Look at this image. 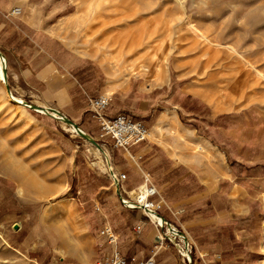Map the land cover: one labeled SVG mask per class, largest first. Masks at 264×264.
I'll return each instance as SVG.
<instances>
[{
    "label": "rangeland",
    "instance_id": "rangeland-1",
    "mask_svg": "<svg viewBox=\"0 0 264 264\" xmlns=\"http://www.w3.org/2000/svg\"><path fill=\"white\" fill-rule=\"evenodd\" d=\"M30 1L40 7L35 19L57 21L54 34L98 61L112 86L130 84L133 100L145 97L147 112L138 117L149 128L159 116L168 122L169 129L157 126L159 137L170 139L182 159L200 155L210 166L215 161L213 173L230 170L234 179L264 177V0ZM9 24L19 29L18 22ZM0 51L7 71L5 81L0 73V264H104L96 248L106 242L102 223L128 235L136 214L142 217L121 206L108 176L109 159L128 178L125 159L107 138L91 136L105 153L51 110L32 108L42 104L21 80L17 84L1 36ZM7 87L27 104L15 102ZM205 139L224 156L210 152ZM158 158L147 171L167 198L202 190L183 167L165 188L169 161ZM199 204L190 213L226 206L208 195ZM179 226L193 243L197 264L199 254H207ZM94 237L96 253L89 255ZM160 250L169 264H183L174 247Z\"/></svg>",
    "mask_w": 264,
    "mask_h": 264
},
{
    "label": "crops",
    "instance_id": "crops-1",
    "mask_svg": "<svg viewBox=\"0 0 264 264\" xmlns=\"http://www.w3.org/2000/svg\"><path fill=\"white\" fill-rule=\"evenodd\" d=\"M12 1L11 7V0H0V36L17 84L21 80L28 92L36 96L42 104L34 105L35 109L45 112L47 108H53L58 111L56 113L51 110L53 116H65L93 137L99 135V127L89 110V98L106 93L110 96V104L105 110L107 116L125 113L135 120H147L138 117L148 109V101L144 96L140 100H133L130 96V84L124 87L112 86V80L107 77L104 67L98 61L75 52L54 34V23L57 21H37L34 16V12L40 9L37 3L30 0ZM19 4L21 12L23 9L22 15H8L12 8ZM9 20L18 22L19 29L11 26ZM137 89L145 91L142 88ZM159 117L149 123V129L154 128L153 136L131 144L130 151L134 156H140L138 162L146 170L159 161V158L155 159L158 154H162L169 161L168 167L162 172V176L166 178L163 184L166 185L165 188L170 185V174L182 167L198 177L202 186L198 193L178 196L172 200L162 193L173 207H185L179 221L194 241L197 250L207 254L202 260L198 259L197 264H264V177L242 176L234 179L230 170H227L226 175L213 173L212 164L215 161L211 162L210 166L200 155L193 156V160L182 159L181 156L184 155L167 144L166 141L170 139L159 137L157 126L161 125L163 130L171 128L168 122L162 123ZM204 141L207 149L215 156H224L211 140ZM105 143L113 147L110 139L107 138ZM154 145L158 146L159 150ZM113 149L125 159L122 165L128 170L125 182L127 186L133 188L141 184V173L128 154L122 148ZM226 150L229 152L228 146ZM185 174L178 175L172 183L178 184ZM152 181L154 182L153 178ZM223 187L226 189L223 190ZM207 195L212 199L225 200L226 206H212L209 210L190 213L191 208L196 204L200 205L199 200ZM121 206L127 211H134L122 204ZM162 214L173 220L167 209H163ZM137 225L140 226L139 232L135 231ZM104 226H109L117 235L118 246L128 259L137 261L152 255L156 229L145 216L136 214L131 227L128 228V235L106 220L100 226L99 232ZM94 241L95 237L89 243L90 247ZM96 248L98 252H103L99 259L104 261L110 250L109 243H98ZM93 253L96 252L92 247L89 255ZM154 258L155 264L170 263L163 250H159Z\"/></svg>",
    "mask_w": 264,
    "mask_h": 264
},
{
    "label": "built area",
    "instance_id": "built-area-1",
    "mask_svg": "<svg viewBox=\"0 0 264 264\" xmlns=\"http://www.w3.org/2000/svg\"><path fill=\"white\" fill-rule=\"evenodd\" d=\"M20 7H14L11 14H19ZM110 104L109 94L103 93L95 98H89V107L92 116L98 123L99 136L112 141L114 148H122L134 162L142 176L141 184L127 188L125 182L127 174L120 171L117 166L107 160L108 176L114 185L116 192L123 206L136 209L146 217L148 222L156 229L155 242L152 255L148 258L128 259L123 255L119 246L117 235L109 226L100 230L101 237L109 243L110 251L104 260V264H155V254L165 245L174 247L181 257L183 264H196L193 254V243L188 238L185 230L179 226V216L184 207H173L161 194L159 188L152 181L150 173L144 169L139 161L140 156H134L130 151V145L146 140L150 137L151 131L142 120H135L125 113H118L114 116H107L105 110ZM53 110V108H47ZM167 209L173 216V220L166 218L162 210ZM140 226H135L139 232ZM203 259L204 254H199Z\"/></svg>",
    "mask_w": 264,
    "mask_h": 264
},
{
    "label": "bare ground",
    "instance_id": "bare-ground-1",
    "mask_svg": "<svg viewBox=\"0 0 264 264\" xmlns=\"http://www.w3.org/2000/svg\"><path fill=\"white\" fill-rule=\"evenodd\" d=\"M6 67V61H5V57L2 55V53H0V73L2 74V69H3V67ZM2 80H3V77H2ZM4 81V80H3ZM8 93H9V95L12 97V99L15 101V102H17V103H20V104H22V105H26L27 103L25 102V101H22V100H20V99H18L17 97H13L12 96V94H11V91L9 92L8 91ZM32 106H33V108L35 109V106H34V104H32ZM57 118H60L59 117V115H57ZM68 128L71 130V131H74V132H76V133H78L79 134V129L78 128H75L74 126H72V125H68ZM94 146L95 147H97V148H99L102 152H105L99 145H95L94 144ZM106 153V152H105ZM109 160V159H108Z\"/></svg>",
    "mask_w": 264,
    "mask_h": 264
},
{
    "label": "water",
    "instance_id": "water-1",
    "mask_svg": "<svg viewBox=\"0 0 264 264\" xmlns=\"http://www.w3.org/2000/svg\"><path fill=\"white\" fill-rule=\"evenodd\" d=\"M0 53H1V51H0ZM2 77H3V80L5 81L6 80V77H7V71H6V67L5 66L2 69ZM7 91L10 92V90H9L8 87H7ZM30 106L33 108L32 105H30ZM47 111H48V109H47ZM54 111L56 113H58V111H56V110H54ZM59 116L61 117V119H65L68 124L74 126L75 128H78L79 129V135H81L82 137L88 139L93 144L98 145V143L91 136H89L88 134H86L85 132H83L73 121L69 120L68 118H65V116H63V115H60L59 114Z\"/></svg>",
    "mask_w": 264,
    "mask_h": 264
},
{
    "label": "trees",
    "instance_id": "trees-1",
    "mask_svg": "<svg viewBox=\"0 0 264 264\" xmlns=\"http://www.w3.org/2000/svg\"><path fill=\"white\" fill-rule=\"evenodd\" d=\"M161 192V191H160ZM161 194H162V192H161Z\"/></svg>",
    "mask_w": 264,
    "mask_h": 264
}]
</instances>
